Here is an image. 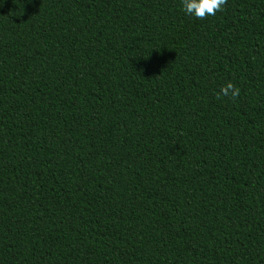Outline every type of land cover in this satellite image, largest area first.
Masks as SVG:
<instances>
[{
    "label": "trees",
    "instance_id": "trees-1",
    "mask_svg": "<svg viewBox=\"0 0 264 264\" xmlns=\"http://www.w3.org/2000/svg\"><path fill=\"white\" fill-rule=\"evenodd\" d=\"M0 264H264V0H0Z\"/></svg>",
    "mask_w": 264,
    "mask_h": 264
},
{
    "label": "clouds",
    "instance_id": "clouds-1",
    "mask_svg": "<svg viewBox=\"0 0 264 264\" xmlns=\"http://www.w3.org/2000/svg\"><path fill=\"white\" fill-rule=\"evenodd\" d=\"M183 11L187 15L195 16L198 19H204L207 16H214L223 9L226 0H181ZM239 88L231 82L220 88L219 96L235 99L239 95Z\"/></svg>",
    "mask_w": 264,
    "mask_h": 264
}]
</instances>
